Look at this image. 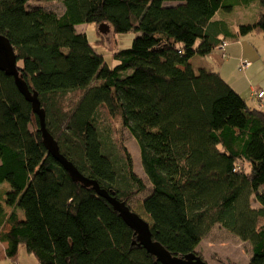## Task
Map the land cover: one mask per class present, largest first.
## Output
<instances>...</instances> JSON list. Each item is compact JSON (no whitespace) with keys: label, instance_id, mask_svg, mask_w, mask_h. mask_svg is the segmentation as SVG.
<instances>
[{"label":"trees","instance_id":"1","mask_svg":"<svg viewBox=\"0 0 264 264\" xmlns=\"http://www.w3.org/2000/svg\"><path fill=\"white\" fill-rule=\"evenodd\" d=\"M227 3L0 0V34L38 93L61 153L132 211L130 201L147 186L129 151L121 147L120 166L102 132L114 121L135 139L151 186L142 206L155 241L184 257L220 226L250 244L248 264H264V111L213 67L191 63L228 37L264 34V0L258 20L239 32L217 18L234 9ZM85 24L141 35L114 51L111 68L78 30ZM0 185V243L12 264L21 246L38 264H161L105 199L49 154L32 104L1 70Z\"/></svg>","mask_w":264,"mask_h":264},{"label":"rangeland","instance_id":"2","mask_svg":"<svg viewBox=\"0 0 264 264\" xmlns=\"http://www.w3.org/2000/svg\"><path fill=\"white\" fill-rule=\"evenodd\" d=\"M227 2V7H229V5H232L234 9H232V11H220L217 15V18L218 20L225 21L231 28L232 32H239V27L242 25L254 23L256 20H258L259 14L262 12L259 0H251L249 3L244 2L243 0H227ZM32 4L44 5L46 9L57 12L58 14H62L65 10L63 4L60 2L48 3L33 1ZM175 4L177 3H167L166 5L170 6ZM78 30L87 34L90 45L98 52L99 55L104 56L105 63L108 64L111 68H113L115 64L113 60L114 51L130 48L133 41L141 35L137 32L115 35L112 30H110L108 33H100L101 36H98L97 31H100V27L98 29L93 24H85L79 26ZM228 39L230 41L232 53L229 49L226 50L224 57L226 58L227 67L223 70L210 65V61H208L209 55L206 57L195 55L191 59V63L197 69L200 67H213L219 73H221L222 71V74L226 75L227 78L224 76L222 77L230 86L233 85V81H239V84H243L245 88L241 96L245 99L249 106L253 107V92L264 89V34L253 32L242 37V39H245V41L253 46L255 51L259 53V57L257 60L253 59L255 57L251 53H245L242 51V47L240 48L239 46L235 45L234 39H232L231 37H228ZM98 40L101 43H98ZM244 58L253 62L250 69L246 70L242 68ZM226 71H228V75ZM228 77L231 80H229ZM238 94L240 95V93ZM73 96L74 94H69L67 96V99L75 100ZM106 127L107 128L103 129V136L107 137V143L111 145V147H109L110 150H114V148H116L119 154V165L122 166L120 157H123L121 152V147L123 146V148H126L131 154L136 174L142 178L147 186V190L144 193L133 198L130 201V205L134 212L151 223L150 217L145 213L142 206L144 198L149 194V191L151 190V186L147 179V176L143 171L139 146L132 135L126 129L122 128L120 124L115 123L114 121H110L107 123ZM1 185H6L8 187V183H4ZM1 185L0 188L2 187ZM254 206L257 207L255 203ZM21 247L25 248V246ZM195 252L198 255H201V257H203V259L208 264H248L252 256V249L249 243L242 242L240 239L230 234L220 226L215 227L210 232V234L203 239V241L196 248ZM0 255H2L1 246ZM29 256L35 258V256L32 254H29ZM0 264H11V262L0 256Z\"/></svg>","mask_w":264,"mask_h":264},{"label":"water","instance_id":"3","mask_svg":"<svg viewBox=\"0 0 264 264\" xmlns=\"http://www.w3.org/2000/svg\"><path fill=\"white\" fill-rule=\"evenodd\" d=\"M104 27L106 28L107 26ZM100 31L102 34H106L110 31V29L107 27L104 30L101 26ZM0 70L6 73L7 76L14 78L15 85L17 86L19 92L29 103L32 104L33 111L39 118L43 143L49 154L65 169L74 182L80 183L87 188H93L99 197L105 199L112 206L114 211L119 213L123 221L135 232L139 246L144 247L146 251L154 256L161 264H208L196 252L184 257L172 255V253L160 242L153 239L151 224L148 221L139 216L136 212L132 211L125 202L118 200L114 193L103 189L99 182L86 177L61 153L57 140L47 129L46 112L39 100L38 93L32 92L27 82L21 76L18 67L17 53L9 39L1 34Z\"/></svg>","mask_w":264,"mask_h":264},{"label":"crops","instance_id":"4","mask_svg":"<svg viewBox=\"0 0 264 264\" xmlns=\"http://www.w3.org/2000/svg\"><path fill=\"white\" fill-rule=\"evenodd\" d=\"M242 39V38H241ZM235 45L239 46L240 48H243V52L245 53H251L255 58H253L254 60H257L259 57V53L257 51H255V49L253 48V46H251L247 41H245V39L239 40V41H235L234 42ZM230 50L231 52V47H230V42H228V45L223 49L221 47L215 49L210 55H209V60L210 61V65L214 66L216 68H219L220 70H223L224 68H226V58L225 56V52L226 50ZM223 52V55H222ZM232 53V52H231ZM245 57V56H243ZM261 58V57H260ZM244 60H247L246 58H244ZM249 61V60H248ZM252 62V61H251ZM253 64V62H252ZM252 67V65L247 68L250 69ZM246 69V70H247ZM227 75H228V71H226ZM222 76L226 77V75L222 74V71L220 73ZM229 78V77H228ZM229 80H231L229 78ZM232 82V81H230ZM233 85H231L237 93H240V95L243 94L245 88L242 85L239 84V81L237 82H232ZM238 90V91H237ZM264 90V89H262ZM252 108H257L258 107V103L256 102V100H252ZM251 107V106H250ZM264 111V108H261ZM1 249H2V255H0L2 258L7 259L6 254H5V246L0 243ZM26 248V247H25ZM25 248L20 247L19 249V254H18V260L16 262V264H38L37 259L36 258H32L31 256H29L27 249L25 250ZM8 260V259H7ZM10 261V260H9ZM11 262V261H10ZM12 264V262H11Z\"/></svg>","mask_w":264,"mask_h":264},{"label":"built area","instance_id":"5","mask_svg":"<svg viewBox=\"0 0 264 264\" xmlns=\"http://www.w3.org/2000/svg\"><path fill=\"white\" fill-rule=\"evenodd\" d=\"M228 45L227 42H224L221 46V48H225ZM252 65L251 61L248 60H244V62L242 63V68L243 69H247ZM254 100H256V102L258 103V105L260 106V108H264V90L260 89L257 91H254L252 94Z\"/></svg>","mask_w":264,"mask_h":264},{"label":"bare ground","instance_id":"6","mask_svg":"<svg viewBox=\"0 0 264 264\" xmlns=\"http://www.w3.org/2000/svg\"><path fill=\"white\" fill-rule=\"evenodd\" d=\"M257 108H258V109H261L259 105H258V107H257Z\"/></svg>","mask_w":264,"mask_h":264}]
</instances>
